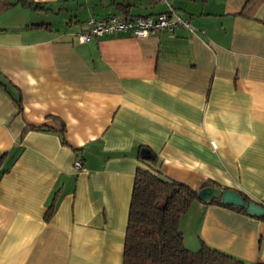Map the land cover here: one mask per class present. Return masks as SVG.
Here are the masks:
<instances>
[{
    "label": "crops",
    "instance_id": "crops-1",
    "mask_svg": "<svg viewBox=\"0 0 264 264\" xmlns=\"http://www.w3.org/2000/svg\"><path fill=\"white\" fill-rule=\"evenodd\" d=\"M166 2L188 27L80 42L91 16L166 3L0 0V264H122L143 147L173 180L264 205V0ZM179 227L264 262V218L194 201Z\"/></svg>",
    "mask_w": 264,
    "mask_h": 264
},
{
    "label": "trees",
    "instance_id": "trees-1",
    "mask_svg": "<svg viewBox=\"0 0 264 264\" xmlns=\"http://www.w3.org/2000/svg\"><path fill=\"white\" fill-rule=\"evenodd\" d=\"M141 150L139 159L144 166L135 170L122 264H264L238 258L202 239L198 248H188L179 227L180 218L194 201H201L198 190L211 184L195 189L173 180L155 169L152 151L144 147ZM208 202L221 204L219 199ZM227 207L245 212L239 207Z\"/></svg>",
    "mask_w": 264,
    "mask_h": 264
},
{
    "label": "built area",
    "instance_id": "built-area-1",
    "mask_svg": "<svg viewBox=\"0 0 264 264\" xmlns=\"http://www.w3.org/2000/svg\"><path fill=\"white\" fill-rule=\"evenodd\" d=\"M166 3L167 9L154 16L118 15L112 14L103 18L91 16L87 19L88 27L77 34L80 42H86L91 37L114 34L128 31L132 36L145 37L151 33L168 30L172 31L177 26H189V22L174 11L166 0H157ZM75 166L81 167V162L76 161Z\"/></svg>",
    "mask_w": 264,
    "mask_h": 264
},
{
    "label": "water",
    "instance_id": "water-1",
    "mask_svg": "<svg viewBox=\"0 0 264 264\" xmlns=\"http://www.w3.org/2000/svg\"><path fill=\"white\" fill-rule=\"evenodd\" d=\"M197 198L203 202L219 199L223 205L239 207L250 216L264 218V205L254 200H246L244 195L234 189L205 186L198 190Z\"/></svg>",
    "mask_w": 264,
    "mask_h": 264
}]
</instances>
